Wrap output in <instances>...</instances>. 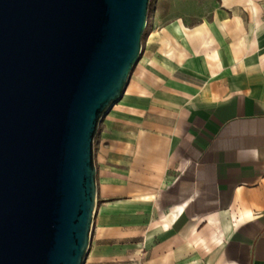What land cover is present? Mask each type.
Instances as JSON below:
<instances>
[{"label":"crops","instance_id":"0c3cea01","mask_svg":"<svg viewBox=\"0 0 264 264\" xmlns=\"http://www.w3.org/2000/svg\"><path fill=\"white\" fill-rule=\"evenodd\" d=\"M149 3L82 264H264V0Z\"/></svg>","mask_w":264,"mask_h":264},{"label":"water","instance_id":"95a60500","mask_svg":"<svg viewBox=\"0 0 264 264\" xmlns=\"http://www.w3.org/2000/svg\"><path fill=\"white\" fill-rule=\"evenodd\" d=\"M149 0H0V264H82L93 139Z\"/></svg>","mask_w":264,"mask_h":264},{"label":"rangeland","instance_id":"374dc122","mask_svg":"<svg viewBox=\"0 0 264 264\" xmlns=\"http://www.w3.org/2000/svg\"><path fill=\"white\" fill-rule=\"evenodd\" d=\"M151 4L148 3L147 5V12H146V16H145V26L148 24L149 20H150V16H151V11H152V8H151Z\"/></svg>","mask_w":264,"mask_h":264}]
</instances>
